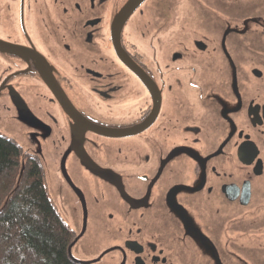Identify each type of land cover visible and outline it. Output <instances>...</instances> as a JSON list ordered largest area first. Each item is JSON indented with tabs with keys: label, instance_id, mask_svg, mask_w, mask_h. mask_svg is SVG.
Wrapping results in <instances>:
<instances>
[{
	"label": "flooded vegetation",
	"instance_id": "af4514ba",
	"mask_svg": "<svg viewBox=\"0 0 264 264\" xmlns=\"http://www.w3.org/2000/svg\"><path fill=\"white\" fill-rule=\"evenodd\" d=\"M219 12L215 0H0V92L55 115L78 170H108L129 231H92L113 264H264V54L228 38ZM103 142L109 166L90 154ZM70 187L74 227L55 206L78 237L99 223Z\"/></svg>",
	"mask_w": 264,
	"mask_h": 264
},
{
	"label": "rangeland",
	"instance_id": "374dc122",
	"mask_svg": "<svg viewBox=\"0 0 264 264\" xmlns=\"http://www.w3.org/2000/svg\"><path fill=\"white\" fill-rule=\"evenodd\" d=\"M215 4L220 8V12L213 15L223 33L230 39H243L245 46L252 45L258 49V54L263 55L264 0H215ZM245 68L247 67L245 66ZM247 70L246 76H248ZM37 94L40 97L38 101L43 99L44 102L45 93L40 91ZM5 96L7 93L1 91L0 133L16 140L24 153L36 155L40 159L49 194L63 217L73 227L75 226L67 216L64 204L65 197L76 196L70 185L78 191L81 189V193L90 203L88 205H91L97 216L96 221L99 224H89V231H86L84 235L85 230H83L82 224L79 226L78 233L81 232V238L71 249L73 259L79 262L93 261L96 262L95 264H113L116 257L112 253L117 251H113L109 247L113 243L110 244L107 241L99 243L96 240L98 238L96 231L94 233L92 231L93 228H105L113 238L120 240H123L129 231V217L126 212L122 211L116 191L101 180L104 176L103 173L108 170L98 168L97 174L94 173L95 176L78 170L71 155H67L65 152L64 134L61 126L57 128L55 124L56 116L49 113L46 115L45 108L41 115L35 107L32 106L30 109L25 102L23 104L21 101L20 105L15 104L11 96L9 97L10 101H6ZM41 108H43L42 105ZM94 116L99 119L97 115ZM103 143L106 144V148L95 145L94 152H90V154L95 160H101L100 158L104 157L101 165L109 166L116 158V154L112 150L113 146L107 145L106 142ZM61 157L66 159L63 169H59L58 165ZM76 186H79L80 189ZM109 218H111V222H106Z\"/></svg>",
	"mask_w": 264,
	"mask_h": 264
},
{
	"label": "trees",
	"instance_id": "16d2710c",
	"mask_svg": "<svg viewBox=\"0 0 264 264\" xmlns=\"http://www.w3.org/2000/svg\"><path fill=\"white\" fill-rule=\"evenodd\" d=\"M0 264H81L69 255L77 236L52 200L40 159L0 133Z\"/></svg>",
	"mask_w": 264,
	"mask_h": 264
},
{
	"label": "water",
	"instance_id": "95a60500",
	"mask_svg": "<svg viewBox=\"0 0 264 264\" xmlns=\"http://www.w3.org/2000/svg\"><path fill=\"white\" fill-rule=\"evenodd\" d=\"M135 5L134 4H131L130 3V6H128L126 9H124V11L121 13L122 15H120V17H118L116 20V23H115V26H114V34L116 33L117 35H119L120 31H121V28L123 26V23L125 22L126 18L129 17V15L135 10ZM116 36V35H115ZM66 111L68 112V114L70 115V117H72V119H74V121L79 122L78 119L74 118L69 110V108H66ZM64 168V164L62 165V169ZM23 169H24V166L22 165L21 167V170H20V177H19V180L17 182V185L16 187L13 189V191L9 194V196L6 198V200L4 201V204L2 205L1 209H0V213L1 211L5 208V206L7 205L9 199L14 195V193L16 192V190L18 189V186H19V182L21 180V176H22V173H23ZM81 238V234L75 239L74 243L69 247V255L70 257L73 259L72 255H71V249L72 247L75 245V243ZM74 261H76L75 259H73ZM78 263H81V264H95L96 262H79V261H76Z\"/></svg>",
	"mask_w": 264,
	"mask_h": 264
},
{
	"label": "bare ground",
	"instance_id": "6f19581e",
	"mask_svg": "<svg viewBox=\"0 0 264 264\" xmlns=\"http://www.w3.org/2000/svg\"><path fill=\"white\" fill-rule=\"evenodd\" d=\"M170 13V12H169ZM155 17V16H154Z\"/></svg>",
	"mask_w": 264,
	"mask_h": 264
}]
</instances>
